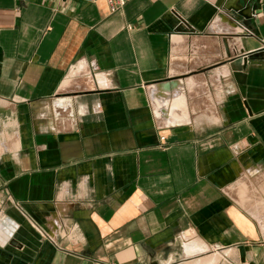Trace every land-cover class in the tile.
<instances>
[{"label":"crops","instance_id":"0c3cea01","mask_svg":"<svg viewBox=\"0 0 264 264\" xmlns=\"http://www.w3.org/2000/svg\"><path fill=\"white\" fill-rule=\"evenodd\" d=\"M239 2L0 0V264H264V0Z\"/></svg>","mask_w":264,"mask_h":264},{"label":"water","instance_id":"95a60500","mask_svg":"<svg viewBox=\"0 0 264 264\" xmlns=\"http://www.w3.org/2000/svg\"><path fill=\"white\" fill-rule=\"evenodd\" d=\"M234 1L235 0H231V3H234ZM238 2H239V0H238ZM227 7H228L229 11H232V12L234 11L236 13L237 17H241L245 20H249L251 18V13H250L251 0H242L241 3L240 2L238 3V6L230 4ZM226 52H227V55H229L228 51H226ZM248 59H249V56L245 55L243 58L244 67H246ZM152 264H157V263H152Z\"/></svg>","mask_w":264,"mask_h":264},{"label":"built area","instance_id":"2783aa9c","mask_svg":"<svg viewBox=\"0 0 264 264\" xmlns=\"http://www.w3.org/2000/svg\"><path fill=\"white\" fill-rule=\"evenodd\" d=\"M108 3V6L110 8V11L112 13H115L117 11H120L124 6L131 2L132 0H106Z\"/></svg>","mask_w":264,"mask_h":264},{"label":"bare ground","instance_id":"6f19581e","mask_svg":"<svg viewBox=\"0 0 264 264\" xmlns=\"http://www.w3.org/2000/svg\"><path fill=\"white\" fill-rule=\"evenodd\" d=\"M165 91V90H164ZM179 98V97H178ZM183 101L182 100H180V101H178V102H176L175 103V106L178 108V107H182L183 106ZM181 109V108H180ZM182 111V110H181ZM181 116V115H180ZM171 120V119H170ZM260 219H263V218H260ZM214 256V255H213ZM215 256H217V255H215ZM214 258V257H213ZM203 261V260H202ZM213 261V260H212ZM215 262V261H214ZM209 263V262H208ZM207 263V264H208ZM213 263V262H212Z\"/></svg>","mask_w":264,"mask_h":264}]
</instances>
